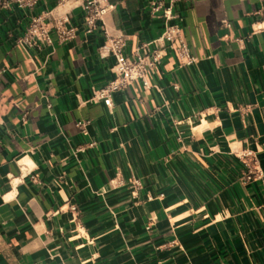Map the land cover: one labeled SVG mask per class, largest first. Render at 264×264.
<instances>
[{
    "label": "crops",
    "instance_id": "obj_1",
    "mask_svg": "<svg viewBox=\"0 0 264 264\" xmlns=\"http://www.w3.org/2000/svg\"><path fill=\"white\" fill-rule=\"evenodd\" d=\"M6 3L0 264H264V0H109L104 24L126 56L161 36L172 7L198 59L169 52L150 89L135 83L111 109L87 103L115 59L99 55L101 27L86 34L82 2ZM51 16L75 38L19 44Z\"/></svg>",
    "mask_w": 264,
    "mask_h": 264
},
{
    "label": "built area",
    "instance_id": "obj_2",
    "mask_svg": "<svg viewBox=\"0 0 264 264\" xmlns=\"http://www.w3.org/2000/svg\"><path fill=\"white\" fill-rule=\"evenodd\" d=\"M45 0H8L7 5L14 3L21 8L31 9L38 3ZM82 2L84 12V23L87 27L86 34H92L96 28L101 27L104 32L105 41L99 48V55L102 59L114 58L113 67L114 79L105 87L96 89L87 103H103L107 108L113 107L114 94L121 92L135 83H142L145 89H150L148 73H155L163 59L169 52L175 51L183 64L192 65L198 59L190 52L189 47L183 40V18L175 16L172 7L163 11L162 17L165 21V28L161 36L155 41L143 45L135 54L128 57L124 54L126 40L121 35H113L106 29L105 18L112 12L113 5L109 0H79ZM173 2H191L192 0H172ZM67 0H59L60 6H65ZM153 13L161 11L160 7L153 8ZM176 21V23H172ZM59 43L71 41L76 36V28L73 27L68 18L53 17L47 22L42 17H35L26 34L19 40V44L27 49H41L53 45V37ZM179 42L180 47L175 48ZM88 123L80 122L78 127L83 135H87L86 126ZM247 167L254 162L252 153L242 157ZM251 180V174L248 177Z\"/></svg>",
    "mask_w": 264,
    "mask_h": 264
}]
</instances>
